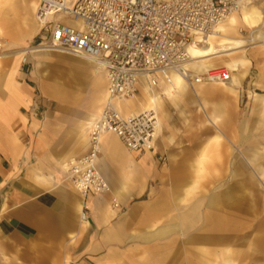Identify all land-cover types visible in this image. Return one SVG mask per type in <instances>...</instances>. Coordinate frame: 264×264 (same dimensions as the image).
I'll list each match as a JSON object with an SVG mask.
<instances>
[{
	"label": "crops",
	"instance_id": "crops-1",
	"mask_svg": "<svg viewBox=\"0 0 264 264\" xmlns=\"http://www.w3.org/2000/svg\"><path fill=\"white\" fill-rule=\"evenodd\" d=\"M6 6L2 1V28ZM27 47L0 70V264H264V200L224 144L251 137L223 129L227 100L239 98L247 69L239 86L200 84L190 87L195 94L164 95L150 151L130 153L116 136L102 138L97 164L110 191L88 195L89 218L81 221L82 197L64 165L88 150L91 112L97 111L96 94L91 103L95 66L66 59L71 78L60 85L36 72L32 56L22 63ZM165 83L160 79L155 92L163 94ZM145 86H137L136 96ZM209 104L213 129L179 133L171 127L174 112L185 115L191 105L197 115ZM237 170L242 174H232Z\"/></svg>",
	"mask_w": 264,
	"mask_h": 264
},
{
	"label": "built area",
	"instance_id": "built-area-1",
	"mask_svg": "<svg viewBox=\"0 0 264 264\" xmlns=\"http://www.w3.org/2000/svg\"><path fill=\"white\" fill-rule=\"evenodd\" d=\"M253 0H37L36 18L46 32L39 50L92 62L106 76L108 99L88 130V150L67 161L66 177L86 203L89 194L109 193L98 169L104 134L119 138L130 153L150 151L158 137L154 110L125 117L118 100L136 95L137 86L155 88L174 74L184 83L222 84L232 71L219 66L189 67L190 48L207 43L218 27ZM57 16V19H47ZM64 17L76 20L64 23ZM27 60V55L22 63ZM112 207L119 203L112 199ZM84 205L80 219L88 220Z\"/></svg>",
	"mask_w": 264,
	"mask_h": 264
},
{
	"label": "rangeland",
	"instance_id": "rangeland-1",
	"mask_svg": "<svg viewBox=\"0 0 264 264\" xmlns=\"http://www.w3.org/2000/svg\"><path fill=\"white\" fill-rule=\"evenodd\" d=\"M21 2V0H14L10 6L5 7L6 13L4 14L5 21L3 28L1 26L2 18L0 17V26L3 30V34L0 35L1 71L8 66L6 60H13L12 62H14L15 53L20 47L29 46L30 48H39L37 47L38 43H40L46 35L42 27L38 28L37 31L27 33L29 26L23 20L24 15ZM250 5L255 6V8L260 11L262 22L258 27L253 29L244 27L242 34L244 40H246L245 46L229 52V57H242L245 60L244 65H240V71L244 76L246 69L248 72L243 80L239 98L235 101L227 100L228 113L223 119V123H225L223 129L225 132L227 130H244L247 133L249 132L251 137L246 140L241 138L224 139V144L226 147V156L229 159L234 158L236 163L240 166L244 164L245 176L250 174L251 189L257 191L256 195L259 200H264V126H261L262 119H264V0H253V3L249 4V6ZM35 13L36 9L35 12H32V15L36 19ZM68 18L69 17H64L62 21L66 23ZM52 19H57V16H54ZM18 41H20L21 44L19 46H14V42ZM4 55H8V57ZM28 56H32L33 61L31 66L34 65L36 72L43 79L55 80L60 85H68L71 78L72 65L65 61L69 59L72 61L78 60L85 62L71 55L51 51L33 52V54H28L27 57ZM39 59L46 62L49 61V63L43 65L37 63ZM225 60L226 58L221 55L213 58L211 63L214 66L228 68L225 65ZM234 73L235 72L232 71V74ZM258 81L259 85L256 84ZM96 89L97 87L91 84V103L93 102L92 99L95 97ZM91 106L93 108V105ZM55 110H57V108L51 106L50 111ZM185 110V115H175L174 112V117L170 120L171 127H173L174 131L182 133L196 130L204 131L208 128H212L208 122V119L211 118L210 104L204 107L202 111L199 110L197 115L195 114V106L190 105L185 107ZM93 117L95 116L93 112H91V119H93ZM223 152V150L219 151L220 160L224 157L222 155ZM218 173L221 175L223 172L219 171ZM228 174L230 175L231 172L228 171ZM232 174L239 175L242 174V172L237 170L233 171Z\"/></svg>",
	"mask_w": 264,
	"mask_h": 264
},
{
	"label": "bare ground",
	"instance_id": "bare-ground-1",
	"mask_svg": "<svg viewBox=\"0 0 264 264\" xmlns=\"http://www.w3.org/2000/svg\"><path fill=\"white\" fill-rule=\"evenodd\" d=\"M2 1H4L7 6H10L14 0H0V4L2 3ZM21 1H22L21 3L23 9H25V11L27 12L26 17H24V22L29 26V29L32 30L35 28L38 29L42 27L43 26L42 23H44L45 20H41V22H39V20L36 18L38 20L37 21L32 15V12H35V9L37 11L36 8L37 1L35 0H21ZM252 3L253 1H250L247 4H245L238 12L234 13L223 24H221L217 29L218 33L210 36L207 43H205L202 46L191 47L189 50L191 55V61L188 66L192 68L213 67L214 65L211 63V60L215 57H219L222 55L226 58L225 65L228 67V69L235 72L234 74H232V80L228 83H222V85L227 86V84H229L233 86H239L242 83V79L244 78V74L241 73L240 71V65H244L245 60L242 57H238V58L229 57L230 55L229 52L233 50H238L245 46L246 40H244L242 34L244 27L253 29L258 27L262 22V15L260 11L256 9L255 6L253 5L249 6V4ZM53 17L54 16H48L47 19H52ZM40 51H44V50H39V48L27 47L24 50H22L21 53L25 57L30 52L35 53ZM94 66L97 75V79L95 82V86L97 87V93H96L97 111L94 114L95 117H93L92 122L88 127V130L92 125V123L94 122V120L97 118L98 114L100 113L102 106L108 99V92L106 88L107 81H106L105 73L102 69L96 67V65ZM206 84H213V83H206ZM165 86H166V91L163 92V94L155 92L154 88L145 86L144 93L142 96L138 97L136 95H132L130 97L118 100L116 102L117 108L125 117L137 115L141 112H145L149 110H154L157 114L160 113V116L159 115L157 116L158 117L157 133L159 134L160 127L162 124V114L164 111L163 101H162L163 96L164 95L168 96L174 100L181 96L190 95V92L193 91L189 86H187L184 83L182 78L176 74L170 77V80L165 83ZM193 93L195 94L194 91ZM110 135L112 134H104L101 137L100 150H101L102 138L105 140V138H107ZM67 161L68 160H66L64 165L65 172H67L68 169ZM109 191H110V186H109ZM115 200L118 201L116 197ZM84 205H86L89 208V203H85L82 197V207H81L80 215ZM81 221H85V220L81 219Z\"/></svg>",
	"mask_w": 264,
	"mask_h": 264
}]
</instances>
